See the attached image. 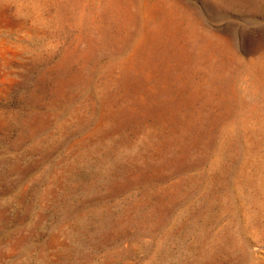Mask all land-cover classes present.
Masks as SVG:
<instances>
[{
	"label": "rangeland",
	"instance_id": "374dc122",
	"mask_svg": "<svg viewBox=\"0 0 264 264\" xmlns=\"http://www.w3.org/2000/svg\"><path fill=\"white\" fill-rule=\"evenodd\" d=\"M0 264H264V0H0Z\"/></svg>",
	"mask_w": 264,
	"mask_h": 264
}]
</instances>
